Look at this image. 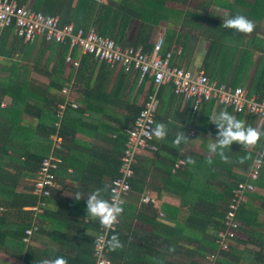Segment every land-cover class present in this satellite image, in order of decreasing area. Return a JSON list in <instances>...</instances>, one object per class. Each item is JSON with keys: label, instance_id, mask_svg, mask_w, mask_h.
<instances>
[{"label": "crops", "instance_id": "0c3cea01", "mask_svg": "<svg viewBox=\"0 0 264 264\" xmlns=\"http://www.w3.org/2000/svg\"><path fill=\"white\" fill-rule=\"evenodd\" d=\"M16 1L19 4L32 7L35 1L38 0ZM53 1L55 8H53L51 3L45 9L52 8L57 10L61 8L62 10H67L69 7H75L79 2V0ZM96 2L102 5L113 3V8L120 4L122 8L135 12V14L141 10L144 13V18L148 21L151 20L150 22L145 20V22L139 17L133 16L134 14L132 13H130L132 15L128 16L129 13H126L123 9H117L121 11L122 15L128 16V19L124 20L126 24L117 25L114 29L115 32H118V35L116 34L117 38L123 34L118 39L119 44L123 47L132 45L138 39L136 36L143 25L141 38L143 46L152 47L157 38L161 36L163 51H173L175 64L183 66L192 73H205L206 67L209 66L214 72L218 64H221V66L225 65V71L229 73L228 75H223L222 82L234 86L230 83L234 82L237 84L238 80L242 79L238 86L245 88L248 93H256L251 86L257 66L262 60L264 53V19L260 23L255 22L257 27L252 34L240 36L242 39L239 40L235 58L239 56L240 50L247 48L246 50L251 53V56L246 57L247 66L236 69L235 60H232L230 66V61L227 59H231L229 54L226 59L222 57V61H219L218 57L222 56V49H224L225 44L236 43V39L233 36L227 39L223 38V43L216 59L213 60V58L208 65H205L206 52L210 41L219 38L218 23L222 24L223 19L230 13L229 10L231 8L236 7L239 9V0H164L159 7L156 6L160 10L157 13L154 11L155 7L153 5H141L140 7L136 0H97ZM146 8L152 9V12H144ZM162 14L169 17V19L160 17ZM159 17L160 21L157 22ZM121 29H123L122 32ZM1 33L2 30H0V35ZM0 47L2 52L0 53V110L11 106L12 97L9 96L10 94H2L6 93L16 81H23L29 91L39 97L28 96L26 100L28 106L42 107L48 102L47 97L49 99L52 98L50 96L52 94L63 95L65 99L66 97L61 90L68 88V100L79 103L78 107L80 108H86L82 122H92V126H82L85 131H78L75 135L76 139L79 140V151L87 150V146L107 147L106 141L110 136H113L112 133L111 135L109 133L110 128L124 126L125 130L131 124L130 119L124 116L126 113V101L128 104L135 105V107H141L147 98L150 82L146 80L145 83L141 84L139 77L136 78V72H132L127 76L129 78L128 81L127 77L118 76L120 68L106 67L92 57L88 63L84 64L82 71L79 70V66L74 67L66 61L67 56L70 55L73 59L79 61L84 56L82 57L83 54L78 48L70 49L67 42H47L42 36H36L32 41H25L18 37L15 31H12L3 38ZM197 60H199L198 64L196 63ZM209 77L212 79L216 78L214 74ZM117 86H120L121 90H116ZM58 88L60 90H56ZM163 93L164 96L159 98L155 125L159 122L166 124L168 134L164 140H156L153 137L151 143L154 148L145 149L137 156L138 165L144 170L147 169V171L142 176L137 174V178H141L144 182L143 189L136 190L132 188L130 197L126 202L125 218L124 216L121 217L122 220L124 219L123 223L129 225L127 231L129 242L138 241V237H141L142 233H150L153 230L150 223L142 221L138 216H135L137 211L136 199L141 192L146 191L154 198L155 203L152 204V207L157 212L159 222L162 223H164L163 219L167 220V215L162 208L164 205L178 208V218L179 216H186L196 200H217L218 202L220 200L225 207L226 203L224 204V201L220 199L221 197L218 198L217 193H220L225 183H232L231 179L233 178L234 180H245L255 152L260 150L264 153V137H261L255 145L249 147H243L238 142H233L230 148L225 150L228 160H223L219 155L210 153L207 148L209 137L211 136L214 139L217 134L216 126L209 118L213 112L227 109L238 118L245 119L248 125L262 131H264L263 119L245 113H236L231 108L221 106L214 101L201 104L197 111L194 112L191 102L183 97L173 95L168 90ZM6 114L7 117L13 116V113L7 112ZM15 119L16 122L22 125L25 124L35 130L34 124L38 118L23 112L21 116L16 113ZM14 126L16 129L19 128V125ZM181 130L188 135L190 141L187 144H182L180 148H174L172 147V141L176 133ZM10 132L12 133L13 131ZM0 133H2L0 136H4L8 131L0 128ZM62 140L64 146V139L62 138ZM7 148L8 152L12 153L13 148L11 146ZM63 148L62 152L67 151L65 146ZM0 151L3 152L4 150L0 149ZM189 158L194 163H188ZM209 159L212 161L211 164L208 163ZM242 160L243 162H241ZM8 161L4 154L0 155V165L6 170L15 173V167L17 168L18 165L14 166ZM69 170L71 171V168H68V172ZM21 172L26 174L24 170ZM33 178L34 176L22 175L17 181L13 192L23 194V196L24 194L32 193ZM258 178V184L255 183V190L247 195L244 202L249 205L251 211L257 213V219L264 222V166L262 168V176L260 175ZM6 179L11 181L14 178ZM259 182L262 185H259ZM76 188V180L66 176V178L60 179L59 188L54 191L62 197L73 198L74 194L77 193L75 191ZM81 195L83 198L82 193ZM3 196L0 191V201L3 200ZM18 196L19 198L23 197L22 195ZM49 199L53 198L50 197ZM203 202L205 203V201ZM206 203L208 207L205 211L214 209L211 207V202L207 201ZM31 206L23 208L27 210ZM47 209H57L55 199L54 202H49ZM5 210L7 209L2 211ZM160 212H162L164 217L160 216ZM0 216H2V212ZM21 216L17 209H8L7 213L3 214L2 230L7 231L11 227L13 229L14 225L22 219ZM68 217L70 219L63 218L60 220L64 222V226L57 223L58 227L61 226L68 231L67 234L70 236L68 240L66 235H59L67 242L62 243L57 238H54L58 237V234L52 233L54 225L46 218V220L40 221V230L35 232L29 243L22 241L23 243L19 242L17 245L14 239L11 240L12 238L8 237H5L4 241L0 240V264H40V261L45 258L60 255L71 257L77 254L80 244V231L85 227L78 222L80 220L87 222V218L74 214H70ZM41 229L46 231L43 232ZM243 235L244 238L243 236L240 237L245 239L246 235ZM181 243L185 242L183 240L177 241V245H181ZM51 245H55L58 250L53 251ZM233 247L239 249L246 247L249 250L256 249L253 244L244 246L236 241H234ZM27 250L29 255L26 254ZM177 251H181L180 246H177ZM173 260L179 262L180 256H175ZM200 260L199 258L198 261L200 262Z\"/></svg>", "mask_w": 264, "mask_h": 264}, {"label": "trees", "instance_id": "16d2710c", "mask_svg": "<svg viewBox=\"0 0 264 264\" xmlns=\"http://www.w3.org/2000/svg\"><path fill=\"white\" fill-rule=\"evenodd\" d=\"M96 1L97 0H79L78 4L75 7H69L67 10H62L61 8H56L57 10H54L52 8L45 9L51 3L53 4V8H55L54 1L52 2V0H38L35 1L31 8L44 14H58V16L60 17V25L72 23L75 29L83 28L85 30H88L92 26L99 35L110 37L117 43H119L118 39L121 38L123 34H121L117 38L118 32H115L114 29L117 25L121 26L123 24H126V22L124 23V20L128 19V16L134 14L133 16L139 17L140 19H142V21L146 20L144 18V13L141 10H139V13L135 14V12L128 11L124 7L122 8L120 4H117L116 8H113V3L102 5ZM163 1L164 0H136L140 7L141 5H153L155 7L154 11L156 13L158 11L160 12V10L156 6L159 7L161 5L160 3H162ZM239 6V9H237L236 7L231 8V10H229L230 13L227 15V17L236 13H241L243 15H246L256 23H260L264 19V0H239ZM117 9H123L126 13H129V15H122L121 11ZM144 12L151 13L152 9L150 10L149 8H146ZM160 17L166 16L162 14V16ZM160 17L158 18L157 22L160 21ZM166 18L169 19V17ZM146 21L150 22L151 20ZM218 24L219 25H217V29H219L220 32V34L218 35L219 38H215L210 41L208 50L206 52L205 65H208V63L213 58V60L216 59L217 53H219L220 47L223 43V38L227 39L228 37L233 36V38L236 39V43L229 45L225 44L224 49H222V56L218 57L219 61H222V57L226 59L227 55L229 54L231 59H227L228 61H230V66L232 64V60L236 61V69L245 66L247 63L246 57L251 56V53L246 50L247 48L240 50L239 56L235 58L236 51L238 50L239 40L242 39L240 36L244 34L237 32L234 29L224 28L221 23ZM143 27L144 26L142 25L140 30L141 33L139 31V34L136 36L138 39H136V41H134L132 45L129 46H142L145 52H150L153 46L146 47L142 45L141 38L143 34ZM123 29H121V32L123 31ZM12 31H15L14 25L4 28L0 35V43H2L3 38ZM0 53H2L1 50ZM161 53L164 55L166 51H163L162 48ZM171 53V62L172 64L177 65L173 61V51H171ZM82 54V57H84L81 58L78 65L79 70L81 71L84 67V64L88 63L91 57L94 58L90 53ZM99 62H101V64L106 67L109 66L104 61ZM115 68H120V73L118 74V76L121 77H127L132 73L124 72L121 67ZM225 68V65L221 66V64H218L216 71L212 72V68L211 66H209L206 67L204 72L208 76L214 74V76L217 78L215 79L218 80V82H222L223 75H228L229 73L225 71ZM135 75H137L136 78L139 77V74L137 72L135 73ZM127 80L129 81L128 77ZM146 80L147 79L142 80L141 84L145 83ZM241 80L238 81L240 82ZM238 83L236 84L234 82H231L230 84L238 86ZM25 87L26 86L23 81H16V83H13L10 89L6 91V93L2 94H10L9 96L12 98L10 104L11 106L9 108H5L4 110H0V128L8 131L6 135L0 136V149L4 150L3 152L0 151V155L4 154L9 160L8 162L14 164V166L18 165V167H15L16 172L14 173L12 171L6 170L0 165V191L4 195L3 200L0 201V209L8 210L15 208L22 215V219L19 223L14 225L13 229L11 227V229L7 231L2 230L4 219L3 214L7 213V210L2 212V216H0V240L4 241L5 237H8L10 239L12 238L11 240L14 239L17 242V245L19 244V242L23 243L22 241L24 230L30 226L31 220L33 219L32 211L25 210L23 207L35 204L37 201V196L32 193L24 194L23 196V194H17L13 191L15 190L17 181L22 175H30L32 177L35 176L41 161L50 153L51 141L49 139V136L56 131V126L54 125V123L58 121V134L61 135V138L64 139V146L67 149V151L64 152H60L56 149L54 150V153L58 154L62 158V162L56 172L58 176V182L60 181V179L66 178V176L76 180L77 188L75 189V191L82 193L83 198L79 200L75 199V196L73 198H65L60 196L56 191H53L50 196L53 199L50 200V197L47 198L46 207L41 213L36 214V219L39 220L38 226L40 228V221L46 220L47 218L51 222V224L54 225L52 233L55 232L56 234H58V237L54 238H57V240L64 243L67 241L63 240V238H61L59 235H66L67 240L70 236H68L67 234L68 231L61 227L64 226V222L60 220H62L63 218L70 219L68 217L70 214L78 215L82 218L86 217L87 222H83L82 220L78 222L85 226L84 228H82V230L80 227H78L81 230V235L79 236L80 244L78 246V253L71 257L66 256L65 258L67 259L68 264H94L95 236H88L86 233V229H92L94 230L93 232L97 234L100 225L98 221H93L88 217L86 212V198L96 188L103 187L105 184L110 186V180L119 174L118 170L121 163L120 156L123 153L125 142L127 139L123 128L124 126L109 129L110 135L112 133L113 136H110V138L106 141V143L108 144L107 147L104 146L103 148H98L96 146H87V150L79 151V140L76 139V133L78 131L84 130L82 126H92L91 121L82 122V120L84 119V111H86V108L78 107L79 103H75L78 108L73 107L69 102L68 104H66L62 115L57 116V105L58 103L64 102L65 100L63 98V95H50L52 98L49 99L47 97L48 102L42 107L34 105L28 106L26 103L28 96H32L33 98L39 97L36 94L31 93L29 89ZM251 87L252 90L256 92L254 94L258 95V97L261 98L264 96V53L262 56V60L257 66L256 74ZM118 89L121 90L120 86L116 90ZM56 90H60V88ZM165 90H168V92H172L173 95H177L173 92V84L169 82L159 87L157 93L158 98H162V96H164L163 92ZM152 91L153 84L151 82L150 86L148 87V92ZM249 94L252 95L251 93ZM139 108L141 107H135V105L128 104V102L126 101V113L124 116L128 117V119H130V122L132 123L136 115L138 114V111L140 110ZM7 112L13 113V116L7 117ZM23 112H27L30 115L38 118L34 124L35 130H32L33 128L27 127L25 124L22 125L19 122H16V113L18 114V116H21ZM156 117L157 114L155 116V120ZM8 119L9 121H7ZM14 125H19V128L16 129ZM10 131L13 132L11 133ZM0 135H2V133H0ZM151 141H153V138L151 139ZM8 146H11L13 148L12 153L8 152ZM263 166L264 156L263 165L259 169V176H262ZM68 168H71V171L68 172ZM142 169L143 168L138 165V162H136L134 166L135 177L130 180L131 188L136 190L143 189V180L141 178H137V174H140L142 176L146 173L147 169ZM22 170L26 171V174H23L21 172ZM6 178L14 179L9 181ZM258 179L255 180L254 183L258 184ZM231 180L232 183H225L220 193H217L218 198L221 197L220 199L224 201V204L226 203L228 197H230V195L232 194V190L236 187L237 183L240 182V180H234V178ZM259 185L262 184L259 182ZM12 192L15 194H13ZM18 195L23 196L20 197L22 198L21 200H19L20 198ZM105 198H109V193L105 194ZM54 199L57 204V209H47L49 202H54ZM203 201H205V203ZM207 201L212 203L211 207H213L214 209H210L211 211H205L208 207L206 203ZM193 203L194 204L192 205L189 213L183 217L179 216V218L177 216L179 212L178 208L164 205L162 208L167 215V220H164L162 218L164 223L159 222L157 218V212L153 209L151 203L141 206L135 212V216H138V218L142 221L150 223L153 230L150 233H142V238L138 237V241H128L127 231L129 229V225L123 223L124 219L122 220L120 218V221H122L121 223H119L117 230L109 232L107 239H110L113 234H118L119 239L124 244V247L123 249H118L116 251H110L108 249V257L113 262H115L114 264H203V259L209 253L214 252L217 248V232L222 227V219L224 216L225 207L222 205V202L220 200L218 202L217 200L204 199L196 200ZM166 208L168 209L166 210ZM65 209L66 211H64ZM122 216H124L125 218V211L122 213L121 217ZM237 219H239V221L241 222V226L239 228L240 232L245 234L246 238L243 239L241 237H236L235 241L238 244H243L244 246L246 244H253L256 249L249 250L246 247L239 249L237 247L231 246L228 251L223 253L218 263L264 264V222L257 219V213L255 211H251L249 205H247V203L245 202L241 204L238 210ZM57 223H60L61 226L58 227ZM42 231L45 232L46 230ZM178 240H183V242L185 243L177 245ZM189 244L190 246L188 247ZM191 244H193V246ZM177 246H180L181 251H177ZM184 246L188 248H185ZM26 254L29 255L28 250L26 251ZM178 255L180 256V260L179 262H176V260L173 259ZM196 257L201 258L202 261L199 262V259L196 260Z\"/></svg>", "mask_w": 264, "mask_h": 264}, {"label": "built area", "instance_id": "2783aa9c", "mask_svg": "<svg viewBox=\"0 0 264 264\" xmlns=\"http://www.w3.org/2000/svg\"><path fill=\"white\" fill-rule=\"evenodd\" d=\"M11 25H14L16 35L25 41H32L36 36H42L47 42H68L70 49L77 47L82 53H90L96 60L106 62L112 68L121 67L124 72H137L140 81L147 79L150 83L152 82L153 91L148 92L135 119L124 130L127 139L120 156L119 174L110 180L109 192L114 188L120 193L124 211L127 199L132 192L130 180L135 177L134 166L137 156L145 149L154 148L151 143L152 138L149 139L146 133L155 125V116L159 106L157 93L161 85L172 83L173 92L191 102L194 112L201 104L214 101L221 106L231 108L236 113H245L264 120V96L260 98L256 94L250 95L241 86L233 87L224 82H218L203 72L192 73L182 66L172 64L171 51L164 55L161 53V36L154 42L152 50L145 52L142 46L123 47L114 39L99 35L92 26L85 30L75 29L72 23L60 25V17L56 14L35 11L30 6L18 4L16 0H0V30ZM66 61L74 67L79 65V60L73 59L70 55L67 56ZM68 90V88L61 90L66 98L64 102L58 103L57 116L62 115L69 102L73 107H77L72 100H68ZM54 125L56 131L49 136L52 144L50 153L41 161L32 182V193L37 196V201L30 207L33 219L30 226L24 230L23 242L26 243L31 241L39 229L36 214L44 210L47 198L51 196L55 188L59 187L56 172L62 158L55 154L54 150L62 152L64 146L58 134L59 122L56 121ZM263 156L262 151L255 152L249 170H247L246 179L238 182L232 190L226 202L222 227L217 232V248L203 259V264H219L220 257L233 246L235 238L239 237L241 222L237 219V213L247 195L255 190L254 182L259 177ZM148 203H155L154 198L146 191L141 192L136 199V210ZM159 214L163 215L162 212ZM120 218L121 216L113 226V230L99 227L95 236L94 264L115 263L108 257V247L97 243V239L107 240L108 233L117 230Z\"/></svg>", "mask_w": 264, "mask_h": 264}, {"label": "clouds", "instance_id": "9594fccd", "mask_svg": "<svg viewBox=\"0 0 264 264\" xmlns=\"http://www.w3.org/2000/svg\"><path fill=\"white\" fill-rule=\"evenodd\" d=\"M222 26L224 28L234 29L245 35L252 34L256 28L255 21L241 13L224 18ZM196 63L198 64L199 60ZM209 118L215 124L217 134L214 139L211 136L209 137L207 148L210 153L219 155L223 160H228L225 150L229 149L233 142H238L243 147H249L255 145L261 137H264V131L248 125L245 119L238 118L227 109L213 112ZM167 134L168 128L163 122L156 123L155 127L146 133L149 139L154 137L156 140H164ZM189 141L188 135L181 130L176 133L172 141V147L180 148L182 144H187ZM188 163H194V161L189 158ZM208 163H212L211 159L208 160ZM109 189L110 186L105 184L103 187H98L93 190L86 198V212L88 217L93 221H98L103 229L113 230V226L118 222L124 209L122 207L123 202L120 193L114 188L109 192ZM106 193H109L110 198H105ZM74 196L77 200L82 198L79 192L74 194ZM27 210H30V207ZM86 233L88 236L97 235L91 230H86ZM97 243L107 246L110 251H116L124 247L118 234H113L110 239L105 241L97 239ZM51 247L53 251L58 250L55 245H51ZM40 264H68V261L64 256H55L42 259Z\"/></svg>", "mask_w": 264, "mask_h": 264}, {"label": "rangeland", "instance_id": "374dc122", "mask_svg": "<svg viewBox=\"0 0 264 264\" xmlns=\"http://www.w3.org/2000/svg\"><path fill=\"white\" fill-rule=\"evenodd\" d=\"M1 212H4V211L0 210V213H1ZM38 223H39V220H38ZM240 236H243V238H244V235L242 234V232H241V235H239V237H240ZM191 245H193V244H191ZM240 246L242 247V245H240ZM240 246H238V247H240ZM197 259H199V258L196 257V260H197ZM200 259H201V258H200ZM200 261H202V259H201Z\"/></svg>", "mask_w": 264, "mask_h": 264}]
</instances>
